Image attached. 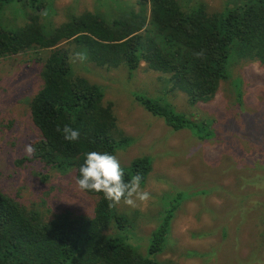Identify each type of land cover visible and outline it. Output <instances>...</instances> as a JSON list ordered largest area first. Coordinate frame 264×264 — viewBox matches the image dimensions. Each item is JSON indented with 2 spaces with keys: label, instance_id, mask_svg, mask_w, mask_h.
<instances>
[{
  "label": "rangeland",
  "instance_id": "374dc122",
  "mask_svg": "<svg viewBox=\"0 0 264 264\" xmlns=\"http://www.w3.org/2000/svg\"><path fill=\"white\" fill-rule=\"evenodd\" d=\"M40 1H44L40 9L23 0L7 5L0 12L1 23L18 31L33 22L44 37L82 12L98 14L110 22L125 14H149V10L141 12L136 0H34L33 5ZM177 1L186 9L204 2L208 10L217 12L235 4V0ZM59 47L70 52L73 75L98 85L104 92L103 102L112 103L117 117L112 135L118 141L114 155L122 167H129L138 157H147L153 163L141 185L150 194L149 200L136 208L123 202L117 205L119 211L131 213L138 220L132 242L140 244L141 250L148 246L154 228L178 202L175 193L179 191L183 198L176 207L166 248L158 254L161 260L179 264H264V145L254 146L248 163L223 161L232 149L236 151L234 138L241 153L245 151L240 135H228L233 128H243L240 110L255 117L256 127L261 130L263 125L264 131V66L257 60L233 66V76L242 74L248 91L242 105H229L233 77L221 83L214 99L195 105L170 73L147 62L137 69H130L125 61L110 67L96 58L88 41L80 36ZM76 52L86 53L87 60L72 62L70 58ZM51 53L52 49L37 45L0 57V190L27 208L39 210L47 219L68 209L78 217L92 216L97 197L79 189L75 171L47 167L39 159H29L24 151L25 145H32V140L34 144L40 137L32 121L30 102L43 85L41 70ZM137 95L152 97L190 119H214V128L221 136L199 139L194 130H176L163 117L147 110Z\"/></svg>",
  "mask_w": 264,
  "mask_h": 264
},
{
  "label": "trees",
  "instance_id": "16d2710c",
  "mask_svg": "<svg viewBox=\"0 0 264 264\" xmlns=\"http://www.w3.org/2000/svg\"><path fill=\"white\" fill-rule=\"evenodd\" d=\"M15 1L0 0V12ZM23 1L33 8L44 7V1L36 6L34 0ZM147 2H151L149 7ZM135 4L145 14L149 10L148 17L125 14L110 22L98 14L82 12L44 37L33 22L13 31L0 21V57L26 52L37 45L52 49L41 70L43 85L30 102L32 121L40 137L34 144L32 140L35 154L29 159H39L45 166L63 172L73 170L77 180L86 153L114 155L118 147L112 135L117 127L112 103L103 102L104 92L98 85L73 75L70 52L59 47L78 36L87 40L96 58L110 67L125 61L130 69H137L147 62L170 73L175 84L187 92L191 104L211 101L221 83L233 77L229 105L243 104L248 91L242 74L236 72L233 76V66L253 60L264 66V0H235L232 7L219 12L208 10L204 2L189 9L182 8L177 0H136ZM136 98L176 130H194L199 139L221 136L214 128V119H190L152 97ZM239 112L243 128H233L228 135H240L246 148L241 153L234 138L236 151L232 149L223 160L235 165L250 162L254 146L264 145L263 125L260 130L255 117ZM65 125L80 132L77 141L69 142L57 131ZM249 142H253L251 146ZM123 168L126 181L139 173L143 185L153 163L147 157H138ZM85 192L97 197L92 216L78 217L68 209L47 219L39 210L27 208L0 190V264H179L163 261L158 254L168 243L173 216L183 198L181 192L175 193L178 202L154 228L144 250L131 240L138 222L133 214L109 207L102 193Z\"/></svg>",
  "mask_w": 264,
  "mask_h": 264
},
{
  "label": "clouds",
  "instance_id": "9594fccd",
  "mask_svg": "<svg viewBox=\"0 0 264 264\" xmlns=\"http://www.w3.org/2000/svg\"><path fill=\"white\" fill-rule=\"evenodd\" d=\"M46 15L47 13H43ZM203 53H197L202 56ZM72 62L87 60V54L76 52L71 58ZM61 131L65 140L75 142L80 137V132L65 125ZM25 154L29 157L35 154V149L31 144L24 147ZM80 176L76 184L81 191H91L102 193L109 201V207H116L121 202L132 208H136L140 203L147 202L150 194L142 190L141 174L132 175L129 180H125V169L116 155L108 152L90 151L86 153L84 164L79 169Z\"/></svg>",
  "mask_w": 264,
  "mask_h": 264
}]
</instances>
